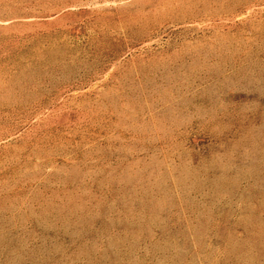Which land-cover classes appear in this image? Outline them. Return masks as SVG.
Returning <instances> with one entry per match:
<instances>
[{
  "label": "rangeland",
  "instance_id": "obj_1",
  "mask_svg": "<svg viewBox=\"0 0 264 264\" xmlns=\"http://www.w3.org/2000/svg\"><path fill=\"white\" fill-rule=\"evenodd\" d=\"M0 264H264V0H0Z\"/></svg>",
  "mask_w": 264,
  "mask_h": 264
}]
</instances>
